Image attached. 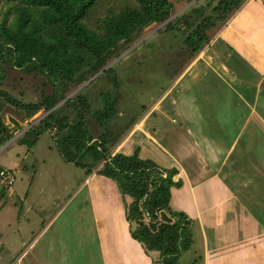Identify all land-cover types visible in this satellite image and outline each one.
I'll list each match as a JSON object with an SVG mask.
<instances>
[{
	"label": "crops",
	"instance_id": "0c3cea01",
	"mask_svg": "<svg viewBox=\"0 0 264 264\" xmlns=\"http://www.w3.org/2000/svg\"><path fill=\"white\" fill-rule=\"evenodd\" d=\"M187 62L112 156L139 149L140 158L178 171L182 186L172 189L170 204L193 219V245L181 264H264V0H247ZM102 181L93 170L76 193L87 190L100 264H151L130 236L119 194L92 196L90 187ZM5 191L1 180L0 193L17 196ZM48 228L30 248L45 242ZM45 249L42 264H64Z\"/></svg>",
	"mask_w": 264,
	"mask_h": 264
},
{
	"label": "trees",
	"instance_id": "16d2710c",
	"mask_svg": "<svg viewBox=\"0 0 264 264\" xmlns=\"http://www.w3.org/2000/svg\"><path fill=\"white\" fill-rule=\"evenodd\" d=\"M104 1L16 0L13 8H7L0 23L1 144L13 138L1 116L7 105L30 110V117L43 109L49 112L66 98L71 86L87 82L141 40L147 29L164 23L192 0H128L100 15L98 8ZM205 1V6L187 8L165 24L166 29L188 32L184 43L193 56L209 43L207 31L224 25L247 0ZM9 13L13 14L11 22ZM40 76L52 92L43 94L39 102L25 101L33 91L29 81ZM76 97L68 98L63 107L43 117L24 135L36 127L44 131L55 128L60 153L68 163L88 167L87 174L100 166L96 173L115 183L130 236L151 264H181L193 245V219L170 204L172 189L182 186L180 179L175 180L178 171L140 158L139 149L132 155L112 156L106 133L93 137L83 110L73 117L64 114L71 104L76 107ZM108 107L105 112L91 113L102 128L112 117L113 105ZM86 159L93 164L84 166Z\"/></svg>",
	"mask_w": 264,
	"mask_h": 264
},
{
	"label": "rangeland",
	"instance_id": "374dc122",
	"mask_svg": "<svg viewBox=\"0 0 264 264\" xmlns=\"http://www.w3.org/2000/svg\"><path fill=\"white\" fill-rule=\"evenodd\" d=\"M125 1L128 0H105L98 12L103 15L107 9L118 8ZM15 3L16 0H0V23L7 8H13ZM206 3L205 0H195L186 8L187 4L178 8L173 15L179 16L187 8L205 6ZM12 19L13 14L9 13L8 21ZM220 27L221 24L207 31L209 43L205 49L212 44L215 32ZM187 33L166 29L163 23L153 25L125 55L107 65H110L108 68L112 67L110 71L104 68L95 78L93 76L82 85L71 86L66 98L57 105L63 107L68 98L79 96L75 99L76 107L71 104L65 108L64 114L73 117L78 110H83L91 135L99 138L106 133L110 141L107 147L113 150V154L135 120L149 111L187 65V61L192 59L193 54L184 43ZM44 80L40 76L29 81L33 83V91L25 101L39 102L41 96H45L43 94L52 92L51 86L45 84ZM84 105L87 107L83 108ZM110 105H113L112 117L104 129L91 113L105 112ZM29 111L24 107L7 105L1 114L13 138L0 143V170H7L15 178L14 184L6 187L5 192H11L8 190L14 188L17 196L9 199L4 197V193L0 195V264H15L23 253H26L25 256L17 264H42L38 257L40 251L46 250L45 247L64 264H100L96 238L89 236L93 233V220L88 211L87 190L78 193V196L76 194L88 173V167H79L64 159L55 128L44 131L36 127L24 135L33 123H38L47 114L43 109L30 117ZM16 139L17 142L13 141ZM19 157L24 159L19 160ZM83 164L89 166L93 161L86 159ZM98 168H94L95 172ZM101 178L102 182L93 183L90 187L96 202L103 201V195L119 194L113 181ZM54 217L55 221L51 223ZM46 227L49 228L45 242H38L36 247L30 248V243ZM47 259V262H55L51 257Z\"/></svg>",
	"mask_w": 264,
	"mask_h": 264
},
{
	"label": "built area",
	"instance_id": "2783aa9c",
	"mask_svg": "<svg viewBox=\"0 0 264 264\" xmlns=\"http://www.w3.org/2000/svg\"><path fill=\"white\" fill-rule=\"evenodd\" d=\"M0 176L5 187H11L15 182V178L7 170H1Z\"/></svg>",
	"mask_w": 264,
	"mask_h": 264
},
{
	"label": "water",
	"instance_id": "95a60500",
	"mask_svg": "<svg viewBox=\"0 0 264 264\" xmlns=\"http://www.w3.org/2000/svg\"><path fill=\"white\" fill-rule=\"evenodd\" d=\"M194 1H195V0H192L190 3H188V4L185 6V8L188 7V6H190ZM173 18H174V15L171 16L168 20H166L163 24L168 23V22H169L170 20H172ZM129 50H130V49H128V50H127L125 53H123L121 56L125 55ZM121 56H120L119 58H121ZM119 58H118V59H119ZM115 62H116V61H115ZM109 66H110V65H109ZM109 66H107V67H105V68H108ZM100 73H101V72H100ZM100 73H99V74H100ZM96 75H97V74H96ZM95 77H96V76H94L93 78H95ZM58 106H59V105L53 107L49 112H47V114H49L50 112H52L53 110H55ZM47 114H46V115H47ZM41 119H42V118H41ZM41 119H40V120H41ZM37 122H38V121H37ZM33 124H35V123H33ZM33 124H32V125H33ZM32 125H31V126H32Z\"/></svg>",
	"mask_w": 264,
	"mask_h": 264
},
{
	"label": "clouds",
	"instance_id": "9594fccd",
	"mask_svg": "<svg viewBox=\"0 0 264 264\" xmlns=\"http://www.w3.org/2000/svg\"><path fill=\"white\" fill-rule=\"evenodd\" d=\"M1 170H2V169H1ZM1 170H0V172H1ZM4 170H5V169H4ZM2 185H3V184H2ZM3 187L6 188L4 185H3Z\"/></svg>",
	"mask_w": 264,
	"mask_h": 264
}]
</instances>
